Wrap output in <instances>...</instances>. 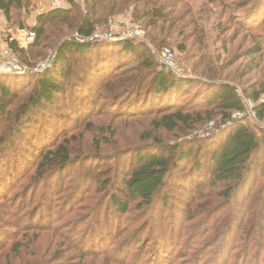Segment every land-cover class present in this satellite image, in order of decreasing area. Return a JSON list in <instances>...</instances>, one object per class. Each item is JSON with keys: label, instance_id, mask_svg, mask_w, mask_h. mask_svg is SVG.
Here are the masks:
<instances>
[{"label": "rangeland", "instance_id": "rangeland-1", "mask_svg": "<svg viewBox=\"0 0 264 264\" xmlns=\"http://www.w3.org/2000/svg\"><path fill=\"white\" fill-rule=\"evenodd\" d=\"M226 1L229 4L232 0ZM236 1L238 0L232 3L235 4ZM57 3L61 6H69L68 1L65 0H32L25 10H14L12 19L8 22L3 13H0V41L10 38L21 40L23 43L24 38L20 36V32L31 31L36 25L37 15L50 11ZM190 3L198 15L197 21L203 26L204 44L208 47L210 56L219 64L230 60L235 65L246 66L252 79L264 80V53L252 59L244 53L249 45L254 44V35L264 34V21H261L264 0H255L250 7L244 5L239 9L235 5L232 11L226 9V12L234 13L235 18L238 17L237 21L229 14L225 16L217 5L219 9L214 13L208 12V0H190ZM130 14L129 10L123 16L111 17L95 34L112 31L113 36L121 37L141 27L146 34L133 40L144 42L149 46L156 60H159V65H162V50L170 48L175 54L172 68L177 71L175 72L178 76L185 80H194L196 84L206 81L205 77L193 68V55L196 53H181L170 45L161 48L155 46L149 30L140 23L132 21ZM216 14H222L224 19L216 20ZM239 16L258 18L261 23L245 28L240 25ZM72 36H76V33L69 38ZM52 38L48 36L46 40L49 47L45 49L44 57L32 59L34 63L27 64L15 53L20 66L17 70L20 69V72L13 71L2 75L6 76L7 80H20V77L39 74L53 67L55 45ZM120 40L122 39H107L112 42ZM106 48L108 47H101L100 50ZM110 53L112 50L108 51V58L112 62L113 56ZM114 55L116 56V53ZM217 56H220V61ZM72 58L79 61L73 63L72 67L76 71L81 70L84 63L81 62L82 58L78 55H73ZM109 60L106 61V67L110 65ZM251 64L256 68L251 67ZM242 78L238 80L240 83L237 85L245 86L246 79ZM148 84L150 80L146 82L144 89ZM33 85L34 82L27 88L21 87L11 91L12 103L9 110L12 113L26 101ZM200 85L199 88L191 87V93L187 96H180L175 101L180 100L177 106L186 104L185 110L188 111L194 104H198L197 99L206 96L210 90L209 86ZM104 92V96L109 95L108 89ZM239 92L246 108L241 112H234L231 120L223 121L220 117L206 118L192 127L181 125L173 133L157 130L152 124V121L159 117L153 113L156 112L154 108L159 102L153 91H149L147 96H139L133 110L131 106L136 101L133 98L129 99L132 101L125 102L123 101L126 100L125 98L100 99L89 94L87 100L83 101V94L79 99V95L75 97L69 93L64 95L63 99H58L53 107L45 112L40 121L43 126L30 130L21 126L20 130L28 136V139L30 138L29 145L33 142V146H36L39 152L46 149L47 137L62 140L67 136L73 156L69 166L62 169L50 166L46 173L41 175L44 179L40 178V181L37 177L36 165L41 158L37 159L33 166L31 163L22 166V171L10 162L18 159L19 164H22L34 154V149H25L24 152L20 143L14 142L16 154L8 149L6 157L0 155V171H3L0 172V178L4 173L7 174V169L9 175L11 174L15 179L8 189L7 197L1 200L4 202L2 205L5 206L0 212V264H191L193 261L197 264L199 260L198 264H208L214 259V250L221 242L222 232L228 238L231 237L230 241L232 239L229 248L231 253L227 258L222 259V263L245 264L247 261V264H252L264 246V219L259 217L264 216V148L260 153L258 173L252 181L255 186L250 188L244 186L238 191V195H234V199L224 201L217 195L224 188L223 185L215 186L211 183L213 174L210 167L212 155L210 150L222 142L221 139L227 135L229 128L233 127L235 122H243L260 136L264 135V119H258L254 113V105L257 102L244 97L241 86ZM65 100H68V103H65ZM261 101L264 102V95ZM145 110L148 114H145ZM48 118L53 127L45 129L43 121ZM14 119L0 114V137L10 134L16 124ZM105 138H110V143H106ZM159 144L168 147L179 146L180 151L188 157L181 161L178 159L172 161L177 165L166 181L162 198L152 207L141 208L138 202L130 200L124 193L122 177L133 166L138 153L159 152ZM199 148L200 152H198ZM197 161H200V166ZM55 170L57 173L54 172L56 174L53 173L54 176L50 179L53 175L50 174ZM65 184H69L68 190H63ZM84 188L89 190V193H84ZM115 197L119 199L118 201L127 203V211L124 212L118 207L119 205H115ZM163 198H167L168 203L163 204ZM68 203H72L71 208L66 210L65 204ZM39 205L48 210L53 207V210H50L53 216H50L46 225L57 224L58 230L25 227L28 223L26 218L33 217L28 216V211L34 212ZM37 214L36 219H33V225L43 217ZM95 216L97 220L100 219L99 223L103 219L110 221L113 235L107 242V246L109 245L107 249L105 244L99 247L102 253L83 254L74 249L66 236L74 227V220L79 217L85 220L80 228L81 231L94 232ZM177 216H185L184 232L182 236L180 233L179 237L176 235L173 238L170 230L173 229V224L176 226L178 223ZM165 221H167L166 226L162 228L160 225ZM61 228H65L63 232ZM221 249L223 251V248Z\"/></svg>", "mask_w": 264, "mask_h": 264}, {"label": "trees", "instance_id": "trees-1", "mask_svg": "<svg viewBox=\"0 0 264 264\" xmlns=\"http://www.w3.org/2000/svg\"><path fill=\"white\" fill-rule=\"evenodd\" d=\"M31 1L0 0V13H3L8 22L12 19L14 10H25ZM234 1L232 0L227 4L226 0H208L207 11L214 13L215 10L219 9L217 7L219 6L225 16L229 14L230 17L235 18V14L226 12V9L232 11L235 5L239 9L244 5L250 7L255 0H238L233 4ZM68 3L69 6L52 8L46 13L37 15L36 25L31 30L36 33V37L27 48L20 46L15 39L7 38L5 40L13 53L18 54L27 64L34 63L32 59L44 57L45 49L49 47L46 44L48 36L53 37L52 41L55 45V65L53 67L39 74L20 77V80H7L6 76L0 74V114L6 118H10V116L11 119L15 118L14 122L16 123L9 135L0 137V155L6 157L8 149L16 154L14 142L20 143L22 150L34 149L35 151L22 164H19L18 159L10 160L15 166L19 167L20 171H22V166L29 163L33 166L35 161L41 158L36 165L37 177L40 180V178H43L41 175H44L43 173H46L50 166L55 169L57 167L62 169V167L69 166V163L72 162L73 156L67 136H64L62 140L47 137L46 149L39 152L36 146H33V142L29 145L30 138L28 139V136L20 130L21 126L28 128V130L43 126L40 121H42L45 112L53 107L54 102L63 99V96L69 93L75 95V97L79 95V99L83 94V101L87 100L89 94H91V97L93 94L100 99L107 97L114 100L125 98L126 100H123L125 102L132 101L129 99L133 98L134 101L136 100L131 106L133 110V107L137 105L136 102L139 96H147L149 91H153L155 98L159 100L158 106L154 108L156 112L153 113L159 115V117L155 118L152 124L157 130L173 133L181 125L192 127L206 118L220 117L223 121L231 120L234 112H241L246 108L239 92L241 86L244 97L257 102L254 105V113L257 118L264 119V102L261 101V97L264 95V80L252 79L246 70V66L235 65L230 60L219 64L210 56L208 47L204 44L203 26L197 21L198 15L193 10L190 0H83L82 2L71 0ZM129 10L131 11L132 21L140 23L149 30V35L155 46L161 48L170 45L176 47L181 53H196L193 55V68L198 70L206 79V81L199 83L209 86L210 90L206 96L198 98V104H194L188 111L185 110L186 104L177 106L180 100L175 101L180 96L185 97L190 94L191 87L199 88L201 85L196 84L194 80H185L178 76L174 70H168L159 65V60H156L155 54L144 42L133 39H122L117 42L91 39L99 28L108 23L111 17L123 16ZM262 15L261 21H264V13ZM216 17V20L224 19L222 14H216ZM235 20L237 21L238 17ZM239 21L240 25L245 28L254 27L255 24L261 23L258 18L240 16ZM220 25L223 27L222 23ZM74 33H76V36L69 38ZM254 38V44L249 45L244 52L251 59L264 53V34L254 35ZM105 46L108 48L100 50L101 47ZM111 50L112 62L108 58V51ZM114 53H116V56ZM73 55H78L82 58L81 62L84 61L79 71L72 67L73 63L79 62L73 60ZM217 59L220 61V56H217ZM107 60L110 64L108 67L105 66ZM251 67L256 68L252 64ZM241 77H243V80L246 79L245 86L243 84L237 85V83H240L238 80ZM149 80L150 84L144 89V85ZM32 82H34V85L27 94L26 101L12 113L9 110L12 103L11 91L13 89L18 90L21 87L27 88ZM106 89L109 92V95L108 92L106 93L108 96H104V90ZM65 103H68V100H65ZM145 114H148L146 110ZM48 119L43 121L45 129L46 127H53L50 124L52 123L50 118ZM234 124L233 127L229 128L227 135L221 139L222 142L217 144L216 148L211 147L210 150L212 151L210 167H212L213 174L211 183L215 186L223 185L224 188L217 195L222 197L224 201L234 199V195H238V191L244 186L247 188L255 186L252 181L258 173L260 153L264 148V135L260 136L243 122H235ZM45 129L43 128L44 131ZM105 139L106 143H110V138ZM3 148H5V151H3ZM158 149L159 152L144 151L138 153L133 166L122 177L124 193L130 200L138 202L141 208L152 207L158 199L162 198L161 195L166 181L171 175L172 169L177 165L172 161L177 159L181 161L188 157L187 154L180 151L179 146L168 147L159 144ZM198 152H200V148ZM197 164L200 166V161H197ZM6 171L7 174L4 173L0 178V212L2 207L5 206L2 205L4 202L1 200L7 197L8 189L11 183L15 181L11 174L9 175L7 169ZM54 172L56 170L50 175ZM54 174L52 177L50 176V179L53 178ZM68 188L69 184L63 185V190H68ZM83 191L86 194L89 193L86 188ZM118 200L115 197V205H119L118 207L124 212L127 211V203ZM162 200L163 204L168 203L167 198ZM71 204H65V209L71 208ZM51 209L53 210V207ZM50 210L39 205L34 212L28 211V216L33 217L26 218L28 223L25 227L40 230H58L59 226H56L57 224L46 225L50 216H53ZM37 213L40 217H43L37 220L38 224L33 225V219H36ZM189 217L192 218V216ZM259 217L264 219V216ZM177 218L179 219L178 223H176V226L173 224V229L170 230L173 238L176 235L179 237L180 233L182 236L184 232L185 216H177ZM80 219L81 217L74 220V227L72 230H68L69 234L66 237L69 242L73 244L74 249L83 252V254L102 253L99 247L105 244L107 249L109 246H107V242L113 235L110 229V221L103 219L99 223L100 219L97 220L95 216L93 221L95 231L90 233L84 231L83 233L80 228L85 220H83L84 218ZM166 223L167 221L160 226L163 228ZM63 225L64 223L61 224V226ZM151 225L153 224L151 223ZM64 229L61 228V232ZM220 237L221 242L214 250V259L208 264H224L222 259L227 258L231 253L229 252L232 243V239L230 241L231 237L228 238L223 232ZM115 245L121 246L119 244ZM221 248H223V251ZM260 250L259 256L252 264H264V246ZM119 253H121V250ZM128 262L130 263V260ZM246 262L245 264H247ZM191 264H196V262L193 261Z\"/></svg>", "mask_w": 264, "mask_h": 264}, {"label": "built area", "instance_id": "built-area-1", "mask_svg": "<svg viewBox=\"0 0 264 264\" xmlns=\"http://www.w3.org/2000/svg\"><path fill=\"white\" fill-rule=\"evenodd\" d=\"M65 1H71V0H65ZM59 7H61V5L60 3H57L54 8H59ZM145 34L146 32L141 27L140 28L137 27L133 29V31L123 34L121 37L113 36L112 31H110L105 34H95L91 37V39L92 40L95 39L109 40V39H117V38L133 39L137 37H143ZM20 36L24 38L23 43L21 42V40H18L20 46L27 48L28 45L34 41L36 37V33L34 31H21ZM174 59H175V54L170 48H164L162 50L161 61H162V66L164 68L173 71L172 67H174ZM18 67L20 66L15 58V54L10 49L9 44L6 41H0V74L7 72L11 73L13 71L20 72V69L17 70Z\"/></svg>", "mask_w": 264, "mask_h": 264}]
</instances>
